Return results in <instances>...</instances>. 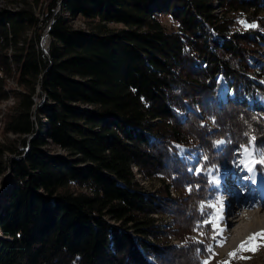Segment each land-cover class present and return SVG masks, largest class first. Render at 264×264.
<instances>
[{
	"label": "trees",
	"instance_id": "obj_1",
	"mask_svg": "<svg viewBox=\"0 0 264 264\" xmlns=\"http://www.w3.org/2000/svg\"><path fill=\"white\" fill-rule=\"evenodd\" d=\"M13 3L16 11H0V101L14 99L3 115L14 137L0 144V176L10 180L0 264L208 259L206 233L191 237L212 196L204 166L230 168L248 143L264 155V86L247 75L264 0H48L45 54L33 6ZM234 16L255 25L210 50L207 28L222 35ZM75 17L89 31L73 29ZM11 74L19 90L4 88ZM177 144L200 153L197 163L171 153ZM131 167L168 183L144 190ZM160 214L171 223L157 222Z\"/></svg>",
	"mask_w": 264,
	"mask_h": 264
},
{
	"label": "rangeland",
	"instance_id": "obj_2",
	"mask_svg": "<svg viewBox=\"0 0 264 264\" xmlns=\"http://www.w3.org/2000/svg\"><path fill=\"white\" fill-rule=\"evenodd\" d=\"M9 1V2H8ZM28 3H30L33 6V12L37 15H41L42 17V6L43 3H47L48 0H26ZM11 2V3H10ZM14 0H0V11H16L18 7H20V4H14ZM214 10L212 11V14L218 18L220 16V11L217 7V5L214 3L213 4ZM58 9V5L55 8V11ZM9 12V13H11ZM264 16V12L260 13L258 16L262 17ZM43 18H41V21L37 25V32L39 35V40H38V46H40V43H43V40H41V37L43 35V32L46 28L47 23H44ZM161 24L162 26L167 30V31H173L176 29V25L174 22H172L168 17H163L161 19ZM92 23L85 22L81 20L79 17H75L72 22L70 23V26L73 29H81L85 31H89L90 27L92 26ZM255 25V22H247L243 18H238V16H234L232 19V22L227 26L228 31L225 33H222V35L216 34L214 30H212V27L209 26L207 28V33H208V38H207V47L210 50L216 49V46L218 45L217 42L219 39H228L230 38L232 33H242L244 31L249 30V28L253 27ZM107 29H119L122 28L118 24H107L106 25ZM260 34V41L259 44L254 46L247 58V63L249 66L248 74L250 75V79L255 80L256 83L264 86V22L262 27L259 30ZM209 39V41H208ZM219 40V41H220ZM47 45V38L45 41ZM13 76L12 74L10 76H7L4 81V88L6 90H12V89H17L19 90V87L15 84L14 80L12 79ZM252 80V81H253ZM255 82V81H253ZM250 99H255L257 96L254 95H248ZM217 99V98H216ZM37 100V97L35 98ZM245 101V99H244ZM249 101V100H248ZM14 99L12 96H8L6 99L0 101V144L6 143L7 140H11L14 135L10 133L3 132V115L5 112L10 110L11 105L13 104ZM261 103L262 100H260ZM246 103V101H245ZM253 103V102H251ZM178 115H183L179 111H177ZM222 140H219L216 142V147H220L222 143H220ZM53 148V151L57 152H65L60 148L51 146ZM195 149L198 151V147H195ZM251 151L252 154L256 156V162L259 163L261 160L262 156L250 143L248 146H243L240 147L238 153H237V158L234 160L232 163V166L228 169L225 170H220V169H215L213 167H207L204 166L203 168V173L206 177L207 184L209 185V188L212 190V196L208 201L204 204H202V210L203 214L205 215V220L206 221H214V223H206L205 226H201L197 230H193L191 237L195 239L200 238V231L206 233L208 239L210 242L208 243V248L210 251V257L208 259H203L200 264H204V261L207 260L208 264H264V238H257L253 244L246 245L247 248H251L253 246H258L255 251H250V250H240V245L242 242L247 241L249 237L253 236L254 233H248L245 238H243L242 242L240 244H233L232 241L237 238L238 233L245 234V231H248L249 223L252 221V218L247 219L246 221H241L237 223H233L229 228H231V234L229 236L224 237L223 235V227L224 225L222 224V217L227 215V219L229 218L234 220L236 219V213L234 214H229L232 210L233 206H236L238 201H241L243 199H247L248 197H252L253 200H257L258 202H261L264 199V181H261L259 188H255L253 185L248 186L246 183H243V181H240L239 184L237 183L239 180H244L248 179L247 174H244L243 177L239 178V171L243 168L246 167L245 169L248 168L249 163L246 161V152ZM171 153L173 152L176 154L178 158L183 157V155L186 157V161L189 164H196L198 159H199V154L200 153H189L186 149L181 144H177L174 146V149L170 151ZM248 161H252L251 157L248 159ZM258 166L262 168V174H264V163H259ZM132 173L134 174V178L138 181V183L141 185V187L144 190L153 192L161 190L163 188V185H166L168 181L166 179H162L161 176L155 175L152 177H148L147 179L143 178L141 173L135 169V167H131ZM199 169V166L197 167ZM9 172V171H8ZM223 175V178L221 177ZM221 177V179H220ZM250 178L251 180L253 179ZM221 181L222 186H216V181L219 180ZM249 179V180H250ZM261 179L264 180V176H261ZM9 175L7 173L2 174L0 176V206L4 203L5 198H6V185H8L9 182ZM213 181V183L209 182ZM219 182V181H217ZM248 182V181H246ZM256 181H254L255 183ZM228 186H226V185ZM246 184V185H245ZM217 188V189H215ZM221 188H224L223 193ZM263 189V190H262ZM169 190V196H173L174 193L171 189L170 186H168ZM210 205H215V207H210ZM238 208V205H237ZM238 209H236L237 211ZM235 211V212H236ZM157 222L161 221L164 224H170L171 219L170 216L167 214H160L156 216ZM264 215L262 216V218ZM264 228H258V230H263ZM233 231V232H232ZM173 244H177V241L174 239H170ZM170 242V243H171ZM169 244V243H168ZM235 252V256H230V253Z\"/></svg>",
	"mask_w": 264,
	"mask_h": 264
},
{
	"label": "bare ground",
	"instance_id": "obj_3",
	"mask_svg": "<svg viewBox=\"0 0 264 264\" xmlns=\"http://www.w3.org/2000/svg\"><path fill=\"white\" fill-rule=\"evenodd\" d=\"M43 43H44V41H43ZM253 156H255V155L253 154ZM255 158H256V156H255ZM245 172H247V169L245 170ZM239 173H244V168H242L239 171ZM7 175H9V172H7ZM240 181H243V183H246L248 186H250V183L246 182L245 180H239L237 183L239 184ZM254 181H256V180L251 181V184L253 186H254ZM256 182L258 183V185L255 188H259L261 181L259 180ZM217 183L219 185L220 180ZM239 186H241V185L239 184ZM221 190L223 191V193H226V192H224V188H221ZM237 205H238V208H237ZM237 205L233 206L232 210L230 212H228V215L236 213V216H235L236 219H234V220L230 219L229 220V218L227 219V215L222 217V224L224 225V227H223L224 237L229 236L231 234V228H229V226H231L233 223L246 221L247 219H250V218H252V221L249 223L250 225L248 227V231H245L244 232L245 234H243V233L239 234L238 233L237 238L232 241V243L235 245L240 244V242H242L243 238H245L246 235L250 232L251 233L264 232V229L258 230V228H261V227L264 228V217L262 218V216L264 215V199L261 202H258L257 200H253L252 197H248L247 199H243L241 201H238ZM236 209H238V210L236 211Z\"/></svg>",
	"mask_w": 264,
	"mask_h": 264
},
{
	"label": "snow or ice",
	"instance_id": "obj_4",
	"mask_svg": "<svg viewBox=\"0 0 264 264\" xmlns=\"http://www.w3.org/2000/svg\"><path fill=\"white\" fill-rule=\"evenodd\" d=\"M222 143V141L220 142ZM247 151V150H245ZM259 163H264V156H262L261 160L259 161ZM210 207H215V205H210ZM205 223H214V221H205ZM257 238H264V232H260V233H254L253 236L249 237L247 241H244L241 243V245L239 246L240 247V250H250V251H255L256 248L258 246H253L251 248H247L246 245H249V244H253V242L257 239ZM230 256H235L236 253L233 252V253H230L229 254ZM204 264H208V261L205 260L204 261ZM225 264H227V262H225Z\"/></svg>",
	"mask_w": 264,
	"mask_h": 264
},
{
	"label": "water",
	"instance_id": "obj_5",
	"mask_svg": "<svg viewBox=\"0 0 264 264\" xmlns=\"http://www.w3.org/2000/svg\"><path fill=\"white\" fill-rule=\"evenodd\" d=\"M49 27H50V23L48 24V26H47V28H46V30H45V32H44V34L42 35V40L45 42V40H46V38H47V36H48V29H49ZM47 46V45H46ZM40 49H41V51L45 54V43H40ZM37 91H39V87H37ZM30 137V135H27V139Z\"/></svg>",
	"mask_w": 264,
	"mask_h": 264
},
{
	"label": "built area",
	"instance_id": "obj_6",
	"mask_svg": "<svg viewBox=\"0 0 264 264\" xmlns=\"http://www.w3.org/2000/svg\"><path fill=\"white\" fill-rule=\"evenodd\" d=\"M53 12H55V9L53 10ZM37 18H38V20H41V15H35ZM50 23V22H49ZM49 23H47V25L49 24ZM46 28H47V26H46ZM46 28H45V30H46ZM45 30H44V32H45ZM44 32H43V34H44ZM41 40H42V37H41ZM46 41V40H45ZM45 43V42H44ZM45 48H46V43H45Z\"/></svg>",
	"mask_w": 264,
	"mask_h": 264
}]
</instances>
